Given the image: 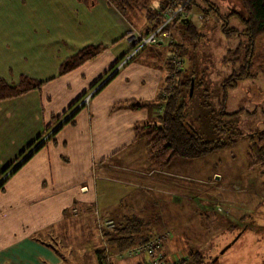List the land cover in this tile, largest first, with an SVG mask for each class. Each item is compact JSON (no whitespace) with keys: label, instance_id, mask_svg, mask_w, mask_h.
<instances>
[{"label":"crops","instance_id":"1","mask_svg":"<svg viewBox=\"0 0 264 264\" xmlns=\"http://www.w3.org/2000/svg\"><path fill=\"white\" fill-rule=\"evenodd\" d=\"M162 1L134 2L129 10L138 16V26L107 0H58L59 16L48 14L46 7L43 15H36V4L41 3L30 0L35 3L36 18L32 17V4L13 6L19 11L13 19L6 21L4 15L0 16V66L5 64L4 61L19 64L22 56L24 64L28 65L21 72H43L54 65V70H50H53L52 74L33 79L41 81L39 88L0 99V178L34 147L35 141L38 144L44 135L53 132L75 111L73 123L61 125L3 179L0 188V264H81L70 261L54 246L55 232L61 233L63 228L66 231L67 223L83 226L87 218L93 216L92 230L94 234L96 229L98 231L97 239L93 237L98 243L97 264H135L139 261L141 255L121 259L114 249L109 259L103 258L107 254L105 247L113 246L107 243L103 231L98 228V220L112 217L113 206L103 203L101 195L107 182L115 179L112 175L123 176L124 180L120 181L124 185L139 189L155 187L165 194L172 193V199L177 201L181 183L155 175L166 171L149 168L145 142L134 133L135 126L154 119L159 106L151 105L136 111L114 108L116 103L151 101L158 93L164 94V79L173 58L168 45L167 54L154 47L140 50L96 90L88 105L74 107L89 90L102 83L130 51L133 40L127 33L132 29L141 34L150 30L152 21L147 10L158 9ZM70 4L76 8L75 15L80 13L73 26L65 15ZM0 5L7 6L1 2ZM212 9L219 11L217 6H210L209 12ZM27 16H30V22ZM38 20L46 34H36L43 32L36 27ZM178 26L182 30L183 27ZM221 32L230 35L222 29ZM262 35L264 33L254 41L249 70L264 64V51L261 50L264 39L259 41ZM37 38L44 41L40 51L34 50ZM13 40L15 44L9 43ZM23 43H28L29 47H23ZM103 44L106 51L67 73L58 74L60 65L68 57L87 45ZM27 48L30 50L25 51ZM6 52L12 59L9 62L5 59ZM21 77L20 74L16 80L1 76L0 79L16 85ZM144 165L146 168H142ZM120 215H126V212ZM90 238L88 236L89 241ZM103 251L106 252L100 257L99 252Z\"/></svg>","mask_w":264,"mask_h":264},{"label":"rangeland","instance_id":"2","mask_svg":"<svg viewBox=\"0 0 264 264\" xmlns=\"http://www.w3.org/2000/svg\"><path fill=\"white\" fill-rule=\"evenodd\" d=\"M32 1L41 3L36 4L38 7L36 15H43L45 7L48 14L60 15V11L57 10L58 0H53V2L51 0ZM209 1L217 6L219 11L215 12L212 9L205 17L204 13L202 14L203 10L200 11L198 7H194L193 11H187L190 13L191 22L199 28L202 34L197 47L192 48L191 44L188 45L182 59L183 68L186 69L187 74L193 75L192 78L193 80L195 78L196 83L193 91L187 94L189 96L188 121L206 140L217 138L228 140L230 135H247L201 158L174 157L168 165L161 168L166 173L155 175L172 178L175 182L181 183V194L178 195L177 201L172 199V193L165 194L155 187L152 189L140 187L139 189L134 185H124L120 181V179L124 180L123 176L112 175L111 177L115 179L107 182L108 186L102 189L103 194H101L103 203L113 206L112 217L99 218L98 228L103 233L111 231L112 229L104 228L102 224L107 219H111L116 227L119 220L124 218V220L128 219L126 225L131 229L133 224L138 225L136 230H139L140 236L165 235L163 251L171 258L174 256L187 258L189 251L198 250L203 256L201 257L202 264H264V229L259 228L260 224L264 226V216L261 217L259 212L264 211V178L261 176L260 163L249 157L251 150H253L252 155H257V145L264 141V137L259 140V134L255 133L264 129V64L252 66L249 76L237 80L232 86H226L227 96L222 100L223 86H220L221 83L226 79L228 83L233 84L232 80H228L230 74L235 76L236 74L242 75L244 72L242 57L247 40L245 35L238 34V32H231L229 36L224 35L221 32V26L226 16L228 28H241L240 19L245 12L237 0ZM0 2L7 5H0V16L4 15L6 21L17 17L15 13L19 11L13 6H24V4H32L33 8L30 10L32 17L36 18L35 3H30V0H0ZM75 9L74 4H70L68 12L65 13L72 26L76 21V16H80V13L74 14ZM19 10L23 11L21 8ZM228 12L230 13L227 14ZM127 15L138 26V16L129 9H127ZM30 19V16H27L28 22ZM31 25L33 27V23ZM36 27L43 31L40 34L36 33L38 36L46 34L40 20ZM178 27L177 24L171 27L173 37L183 42L185 37ZM148 34L147 31L143 34L134 29L129 31L127 35L134 41L135 47L121 60L133 51H136V54L140 50L153 47L168 53L166 43L149 44L137 51L136 47L141 42V38ZM102 36L106 38L107 35L102 32ZM261 39H264V35L260 37V40L258 38L259 41H262ZM43 42L37 38L34 42L37 43L34 50L40 51L44 47ZM9 43L15 44V40ZM22 46L29 47V44L23 43ZM235 47L237 49L234 50ZM106 49L103 44L100 52ZM29 50V48L25 49V51ZM261 50L264 51V40L261 43ZM234 57L238 58L233 59ZM5 59L8 62L12 60L8 52H6ZM47 59L50 60V57ZM20 60L19 64H8L4 61L5 64L0 66V76L16 80L21 74L31 81V79H40L53 73L54 65H51L52 71L48 69L43 72H21L20 70L27 67L28 63L24 64L23 56ZM251 61L252 59L250 63ZM121 66L117 65L113 72ZM113 72L110 74L112 75ZM85 97L86 94L80 101ZM79 103L74 106L75 109ZM223 107L225 112L221 114L220 110ZM32 146H36V141ZM30 152L23 155L17 164L4 174V180L19 163H22L25 157H29ZM246 210H249L248 216L242 218ZM125 212L126 215H120ZM92 218L94 216L88 217L83 226L67 223L66 231L63 228L60 230L61 233L55 232L54 246L65 253L70 261L97 264L95 253L98 243L94 239H97L98 231L96 229L94 234L92 230V220H94ZM88 236L91 237V241ZM95 236L96 238L93 239ZM140 236L137 237V241L142 238ZM233 239L235 241L231 243ZM229 243L231 245L214 262L213 257ZM105 249L108 254H113V247H105ZM121 250H115L114 253ZM106 251L99 252L100 257H103ZM103 258L106 259V257Z\"/></svg>","mask_w":264,"mask_h":264},{"label":"trees","instance_id":"3","mask_svg":"<svg viewBox=\"0 0 264 264\" xmlns=\"http://www.w3.org/2000/svg\"><path fill=\"white\" fill-rule=\"evenodd\" d=\"M107 1L110 5L116 7V9L121 14L126 15L127 9L132 8V5L136 0ZM182 1L183 0H164L160 2L158 9L149 8L147 12L148 14H150L148 16L150 17V21H152V26L150 27V30L147 31V34L150 31L154 30L162 22L161 16L159 15L160 10L168 6L178 7L181 5ZM237 1L241 4L245 12V15L241 16L240 19L242 28H228L227 17L225 16L224 18V16H222V18H224V22L221 26V29L226 34H231V32H238L246 36L247 42L244 45L245 49L242 57V60L244 62L242 65L244 72L242 71V75L236 74L235 76H233L232 74H230L228 80H232L233 84L228 83L226 79L221 83L220 86H223V93L221 97L222 100L227 96L226 86H232L237 80L246 78V76L250 75L249 65L253 54L254 41L258 36L264 33V0ZM210 6L215 8V6L210 3L209 0H193L188 6H185V10L190 12L194 7H198L200 8V10H203L202 14L204 13L205 17L209 14ZM155 18L156 21H153ZM176 24L177 26L181 25L183 27L182 34L185 37L183 42L177 41L173 39L174 37H171L173 36L171 27L175 26ZM165 30L172 38V42L167 44L170 48V55L181 59H183L184 52L186 51L188 45L191 44L192 48L197 47L202 35L199 31V28H197L191 22L190 15L184 19L180 17L173 18L170 24L165 27ZM134 46L135 43L133 41L130 51ZM101 48V45H87L83 47L77 53L68 57L60 65L58 74L60 75L67 73L80 64L91 60L100 53ZM235 49H237V47H235L234 50ZM135 55L136 54H134L131 59L134 58ZM237 58L234 57L233 59ZM173 68V63H169L168 70L164 79L166 85L162 89L164 94L158 93L151 101L129 100L123 103H116L114 105V108L125 107L134 111L150 107L151 105L159 106V112L153 120L144 122L140 124V126L134 127L135 137L143 139L145 142L148 166L150 169H161L168 165L174 157L184 159L204 157L214 150L224 148L237 138L247 135H230L228 140H222L220 138H217L216 140L204 139L188 121L189 96L187 94L194 89L195 82L192 78L193 75L190 73H186V69L183 68V61L178 71L174 72ZM112 75H110V77ZM40 85L41 81L33 79H31L30 81L24 76L19 79L16 85H10L5 80L0 79V99L25 93L29 90L39 88ZM220 111L221 114L222 112H225L224 107ZM73 113L65 122L73 123ZM61 125L54 128L53 132H51L48 137L45 138V140L51 137L57 131V129L60 128ZM255 133L259 134V140L264 137V129H261L260 131H257ZM43 142L44 141L37 144L36 147L31 150V152L39 148L43 144ZM258 144L257 155H252L253 150H251V154H249V157L254 159L253 161L260 163L262 170L261 176H263L264 178V141L259 142ZM25 159H27V157H25L22 162L25 161ZM19 165L20 164H18L17 166ZM2 185L3 183L0 184V188L2 187ZM127 220L128 219L124 220L123 218V220H119V222L116 221V223L118 222V224H116L114 230L106 231L103 233V235L107 239V243L112 245L115 250H121L135 243L143 242L146 238L150 237L149 235L140 236L139 230H136L138 228V225L133 224L131 229V227H128V225H126ZM138 236L142 237L139 241H137ZM201 257H203L201 252H199L198 250H191L187 254V259L183 264H202ZM101 264L105 263L102 262Z\"/></svg>","mask_w":264,"mask_h":264},{"label":"built area","instance_id":"4","mask_svg":"<svg viewBox=\"0 0 264 264\" xmlns=\"http://www.w3.org/2000/svg\"><path fill=\"white\" fill-rule=\"evenodd\" d=\"M192 1L193 0H183L181 5L178 7L168 6L160 10L159 15L161 16L162 22L154 30H152L148 35L141 38L140 40L141 42L136 47L137 51L140 50V48L146 45H149V44L171 43L172 38L169 36L168 32L165 30V27L168 24H170L173 18L180 17L184 19L187 16H189L190 13L187 12V10H185V6H188ZM200 17L203 18L202 15H200ZM135 52L136 51H133L130 54H128L123 60H121L119 65H124L125 63H127L131 59V57L135 54ZM172 62H173L174 72L178 71L180 69L182 59L174 56L172 59ZM110 75H108L106 79L102 83H100L95 89L88 92L84 100L80 101V103L76 106V108L81 107L85 104H88L92 95L110 77ZM48 135L49 134H47L39 143L44 141L45 138L48 137ZM35 147L36 146H34L33 148ZM30 151H28L27 153H29ZM3 177L4 176L0 178V182L3 181ZM102 225L104 226V228L106 227L112 230L113 228H115V223L111 219H107L105 223H103ZM164 240H165V235L150 237L146 239L145 241L131 245L127 247L126 249H123L117 252L116 254L121 259L139 257L141 255V259L137 261L135 264H183L184 261L187 259L186 257L174 256L173 258H171L170 256L164 253L163 251ZM105 257L109 259L110 256L107 253Z\"/></svg>","mask_w":264,"mask_h":264},{"label":"flooded vegetation","instance_id":"5","mask_svg":"<svg viewBox=\"0 0 264 264\" xmlns=\"http://www.w3.org/2000/svg\"><path fill=\"white\" fill-rule=\"evenodd\" d=\"M246 211H247L246 213H243L242 218L248 216L249 210H246ZM259 212L261 213L260 216L263 217V216H264V211L261 210V211H259ZM239 224L241 225V223H239ZM247 227L250 228L249 225H247ZM259 228H263V229H264L263 224H260V227H259ZM222 254H223V253H222ZM222 254L217 253L216 256H214L212 260L215 262L217 259H219V257H220Z\"/></svg>","mask_w":264,"mask_h":264},{"label":"water","instance_id":"6","mask_svg":"<svg viewBox=\"0 0 264 264\" xmlns=\"http://www.w3.org/2000/svg\"><path fill=\"white\" fill-rule=\"evenodd\" d=\"M236 239V238H235ZM235 239H233L232 240V242L231 243H233L234 241H235ZM231 243H229V244H227L220 252H219V254H222L230 245H231Z\"/></svg>","mask_w":264,"mask_h":264},{"label":"bare ground","instance_id":"7","mask_svg":"<svg viewBox=\"0 0 264 264\" xmlns=\"http://www.w3.org/2000/svg\"><path fill=\"white\" fill-rule=\"evenodd\" d=\"M174 71V70H173Z\"/></svg>","mask_w":264,"mask_h":264}]
</instances>
